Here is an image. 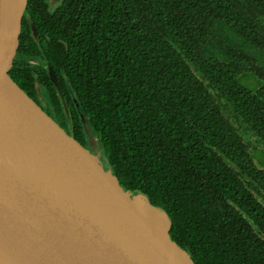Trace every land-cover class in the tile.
Instances as JSON below:
<instances>
[{
	"label": "trees",
	"instance_id": "obj_1",
	"mask_svg": "<svg viewBox=\"0 0 264 264\" xmlns=\"http://www.w3.org/2000/svg\"><path fill=\"white\" fill-rule=\"evenodd\" d=\"M36 2L25 10L39 46L18 47L11 78L33 98L49 90L50 112L81 144L87 122L105 167L167 211L195 264H264V0ZM27 27L24 17L19 39ZM220 28L250 51L215 41ZM21 50L51 65L70 118Z\"/></svg>",
	"mask_w": 264,
	"mask_h": 264
},
{
	"label": "water",
	"instance_id": "obj_2",
	"mask_svg": "<svg viewBox=\"0 0 264 264\" xmlns=\"http://www.w3.org/2000/svg\"><path fill=\"white\" fill-rule=\"evenodd\" d=\"M26 4L0 0V264H195L167 211L105 167L87 122L90 149L9 75Z\"/></svg>",
	"mask_w": 264,
	"mask_h": 264
},
{
	"label": "flooded vegetation",
	"instance_id": "obj_3",
	"mask_svg": "<svg viewBox=\"0 0 264 264\" xmlns=\"http://www.w3.org/2000/svg\"><path fill=\"white\" fill-rule=\"evenodd\" d=\"M63 0H37L36 3L33 4L34 8L36 9H46V10H53L55 9L57 6L60 5V3ZM26 9V8H25ZM25 17V19L28 21V27L25 31H27V35L25 37H23V40H21V38L18 40V47L20 46L22 49H25V47H27V44L32 42L33 40L38 43V36H34L33 31L31 29V25H30V21L31 18L29 16L28 13H25L23 15V18ZM22 18V19H23ZM22 22V21H21ZM29 29V30H28ZM29 45V44H28ZM39 46V43H38ZM29 47V46H28ZM16 49V50H17ZM24 52V50H21V52L17 55V61L19 64L28 67L32 70L33 74L37 75L38 73H42L43 71H45V73L47 74L48 78H49V74L47 71V64H49L48 62H46V59H40V58H36V57H32L30 58L29 55L26 56H22V53ZM15 55V54H14ZM14 58V57H13ZM20 65V66H21ZM50 65V64H49ZM51 66V65H50ZM50 80V78H49ZM51 82V81H50ZM54 86V85H53ZM54 89L56 90V88L54 87ZM50 91L47 90L45 87H43L41 84H38L36 86V88L34 89V100L49 114L51 115L57 122H60V120H58L56 118V116L54 115V113H51L49 108L52 107L50 101L52 100L50 98ZM85 144L83 143V145H85L86 147H88L89 149L91 148V145L89 144V140L86 139L85 140ZM82 143V142H81Z\"/></svg>",
	"mask_w": 264,
	"mask_h": 264
},
{
	"label": "rangeland",
	"instance_id": "obj_4",
	"mask_svg": "<svg viewBox=\"0 0 264 264\" xmlns=\"http://www.w3.org/2000/svg\"><path fill=\"white\" fill-rule=\"evenodd\" d=\"M223 28L218 29V31L220 30V33L222 34ZM215 41H219L220 44H224L225 43H231L237 47H242L245 48L246 50L250 51V48L246 45V43H244L242 40L238 39L236 36L230 35L229 38H224V34L217 36ZM218 48V46H215L213 49H211V52L213 54L219 53V51H215ZM264 62V56L261 58ZM241 132L243 133V136L246 137L248 140H250L251 142V146L253 147L254 145L256 146H260V143L258 142V140L255 138V136L250 133L247 130H243L242 128H240ZM92 148V147H91Z\"/></svg>",
	"mask_w": 264,
	"mask_h": 264
},
{
	"label": "bare ground",
	"instance_id": "obj_5",
	"mask_svg": "<svg viewBox=\"0 0 264 264\" xmlns=\"http://www.w3.org/2000/svg\"><path fill=\"white\" fill-rule=\"evenodd\" d=\"M5 83H1V86H3L4 88H6V86H7V88H8V84L6 83V85H5Z\"/></svg>",
	"mask_w": 264,
	"mask_h": 264
}]
</instances>
